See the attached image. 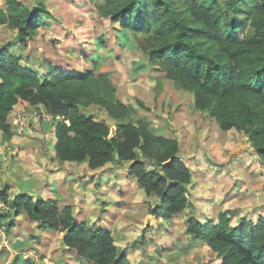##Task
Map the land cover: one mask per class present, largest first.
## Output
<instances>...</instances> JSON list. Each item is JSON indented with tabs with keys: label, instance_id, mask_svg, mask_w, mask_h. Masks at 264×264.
I'll use <instances>...</instances> for the list:
<instances>
[{
	"label": "trees",
	"instance_id": "1",
	"mask_svg": "<svg viewBox=\"0 0 264 264\" xmlns=\"http://www.w3.org/2000/svg\"><path fill=\"white\" fill-rule=\"evenodd\" d=\"M98 11L133 34L149 64L190 92L193 106L208 111L221 130L245 135L264 164V0H103ZM45 14L43 2L28 7L21 0H6L5 8L0 5V27L16 31L17 40L25 42L48 24ZM240 23L249 26L243 37L237 34ZM12 46L0 47V131L5 139L14 136L9 115L15 105L21 101L43 108L54 121L56 159L86 163L93 171L116 164L126 179L157 198L149 206L151 219H171L189 206L193 173L178 157L179 139L156 134L144 118L133 119L135 107L118 98L109 74L51 65L40 73L22 63ZM91 105L114 121V133L104 119L85 112ZM10 189L8 184L0 188V203L10 208L0 211V219H8L6 233L24 213L45 231L62 233L63 246L80 260L132 264L109 229L76 220L72 208L53 197L18 194L11 199ZM227 214L220 213L216 222L191 214L186 232L221 264H264V216L256 223L242 218L232 225Z\"/></svg>",
	"mask_w": 264,
	"mask_h": 264
},
{
	"label": "rangeland",
	"instance_id": "2",
	"mask_svg": "<svg viewBox=\"0 0 264 264\" xmlns=\"http://www.w3.org/2000/svg\"><path fill=\"white\" fill-rule=\"evenodd\" d=\"M21 1L28 7L43 2L48 24L25 42L17 40L16 31L1 26L0 47L12 42L11 50L22 63L40 73L51 65L109 74L118 98L135 107L133 119L144 118L156 134L179 139L180 153L193 173L188 189L191 202L171 219L149 218V206L157 204L154 195H146L114 163L93 171L86 163L54 158L52 117L45 109L21 101L9 115L14 136L5 139L0 131V174H7L6 179L0 175V188L11 183V199L16 186L30 190L33 199H47L46 191H39L54 183L53 197L59 204L69 205L76 220L108 227L132 264H220L209 247L190 238L186 221L197 214L202 222H216L220 213H228L231 224L237 225L242 218L256 223L264 216V164L245 135L221 130L208 111L195 108L190 92L149 64L133 34L101 17L98 5L103 0ZM0 5L5 8L6 0ZM240 25L237 34L243 37L249 26ZM85 112L104 119L114 133V121L99 106L91 105ZM55 167L63 175L58 176ZM7 210L8 205L0 209ZM15 221L8 234V219H0L1 264H92L64 249L62 233L45 232L24 213Z\"/></svg>",
	"mask_w": 264,
	"mask_h": 264
},
{
	"label": "crops",
	"instance_id": "3",
	"mask_svg": "<svg viewBox=\"0 0 264 264\" xmlns=\"http://www.w3.org/2000/svg\"><path fill=\"white\" fill-rule=\"evenodd\" d=\"M54 158H55V156H54ZM2 160V157H0V161ZM3 161V160H2ZM57 161V160H56ZM63 163V162H62ZM57 167H55V170H57V175L58 176H60V175H63V174H61L60 172H58V169H56ZM102 169H104V168H102ZM60 173V174H59ZM4 179H6L7 178V174H5V173H2V174H0ZM0 180H2V178L0 177ZM9 182V181H8ZM7 184V183H6ZM8 184H11V183H8ZM53 184L54 183H50V182H48L47 184H45V189L44 190H40L39 192H42L43 191V193L46 191V194H48L47 195V197L48 198H51V197H53ZM103 185V184H102ZM101 185V186H102ZM15 188V194H14V196L15 195H18V194H20V193H22L21 191L23 190V191H26V192H23V194H28V192H30V190H27V188H25V187H22V190L21 189H19L17 186L16 187H14ZM40 188L39 187H34V190H39ZM49 190V191H48ZM49 192V193H48ZM52 193V196H50V194ZM54 198V197H53ZM17 218V217H16ZM16 218H15V220H16ZM4 221V220H3ZM79 221V220H78ZM80 221H85V220H80ZM14 222H16V221H14ZM100 227H103V228H108V227H105V226H100ZM12 230H14V228H12ZM45 232H47V233H52V232H50V231H45ZM30 235H31V233H30ZM27 244H29L28 243V241H27ZM63 245V244H62ZM64 247V249H66V250H68L65 246H63ZM68 251H70V250H68ZM62 259H64L63 257H62ZM65 259H69V256H65ZM219 260V262H220V264H221V259H218ZM61 263V262H60ZM59 263V264H60Z\"/></svg>",
	"mask_w": 264,
	"mask_h": 264
},
{
	"label": "built area",
	"instance_id": "4",
	"mask_svg": "<svg viewBox=\"0 0 264 264\" xmlns=\"http://www.w3.org/2000/svg\"><path fill=\"white\" fill-rule=\"evenodd\" d=\"M21 130L22 129H19V132H21ZM6 207V205L5 204H3V203H0V209H2V208H5Z\"/></svg>",
	"mask_w": 264,
	"mask_h": 264
},
{
	"label": "water",
	"instance_id": "5",
	"mask_svg": "<svg viewBox=\"0 0 264 264\" xmlns=\"http://www.w3.org/2000/svg\"><path fill=\"white\" fill-rule=\"evenodd\" d=\"M178 157H179V158H183V156H182L181 153L178 154ZM28 194H29V195H33V193H31V192H30V193L28 192Z\"/></svg>",
	"mask_w": 264,
	"mask_h": 264
},
{
	"label": "clouds",
	"instance_id": "6",
	"mask_svg": "<svg viewBox=\"0 0 264 264\" xmlns=\"http://www.w3.org/2000/svg\"><path fill=\"white\" fill-rule=\"evenodd\" d=\"M51 116V115H50ZM52 117V116H51ZM6 184V183H5ZM8 184V183H7ZM8 185H10V184H8ZM16 196V195H15ZM30 196H32V195H30ZM2 203V202H1ZM3 204H5V203H3ZM6 205V204H5Z\"/></svg>",
	"mask_w": 264,
	"mask_h": 264
}]
</instances>
